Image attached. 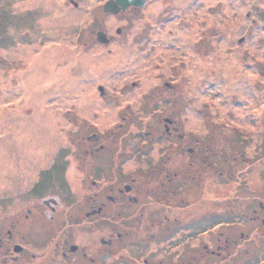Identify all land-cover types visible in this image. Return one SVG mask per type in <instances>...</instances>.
<instances>
[{"label":"rangeland","instance_id":"1","mask_svg":"<svg viewBox=\"0 0 264 264\" xmlns=\"http://www.w3.org/2000/svg\"><path fill=\"white\" fill-rule=\"evenodd\" d=\"M107 1L0 0V195H98L102 132L110 152L137 144L116 185L137 181L146 194L137 207L151 193L162 205L177 182L185 204L199 205L204 186L226 194L245 165L242 195H264V0H147L117 14L103 11ZM122 108L127 121L115 114ZM163 118L178 123L185 146L170 145ZM195 137L205 163L186 152ZM131 207L110 211L130 217ZM226 208L203 203L195 214ZM109 221L100 239L110 238ZM128 226L111 249L100 244V254L115 252L104 264H144L156 248L150 264H177L143 242L139 222Z\"/></svg>","mask_w":264,"mask_h":264},{"label":"flooded vegetation","instance_id":"2","mask_svg":"<svg viewBox=\"0 0 264 264\" xmlns=\"http://www.w3.org/2000/svg\"><path fill=\"white\" fill-rule=\"evenodd\" d=\"M100 39L105 40V37ZM127 107L124 105V108ZM124 108L115 112L118 118L120 115L122 117ZM121 120L127 121L128 118L123 116ZM162 120L166 122L164 135L170 145L177 140L175 144L183 143L185 146L187 137L178 123L175 125L176 122L170 118ZM205 123H199L197 130L203 129L200 125ZM119 126L122 124L112 126L114 128L110 132H115ZM104 136L105 133H100V145L97 148L100 156L98 195L86 198L74 195L70 190L66 195H0V264H104L111 259L110 253L114 256L115 252L111 250L100 254V244L111 249L115 241L130 235L126 227L129 225V229H132L133 222L142 225V230L145 231L143 235L147 239L143 242L146 245L155 243L163 250L172 251L177 256V264H264V195H242L240 188L244 183L238 181L249 172L248 165L243 167L246 168L245 171L241 168L234 172L236 185L230 186L224 195V191L217 188L212 195H206L210 189L204 186L205 195H200L196 200L199 205L189 202L185 204L183 186L177 182L176 186L170 187L173 189L171 195H168L162 205L155 200L156 193H151L150 197L148 195L150 201L137 207L143 203L140 195L146 194L140 192L141 186L137 185L135 179L124 182L123 187H116L121 181L118 174L125 172L123 164L136 155L137 144L128 140L129 148L131 147L128 151L116 152L120 149L118 148L110 152L111 147L107 149L108 141L103 142ZM193 140L196 141L195 146L188 148L186 152L198 150V158L207 162L209 157L205 159L201 155L202 150L206 151L200 146L201 139L195 137ZM227 148L229 152L230 149L233 151L231 143ZM227 150L222 152L220 149V153L214 154L217 156L222 153L221 163L224 166L230 161L225 159ZM106 153L108 154L105 155ZM125 153H128L129 158L120 159ZM211 156L213 155L210 153V158ZM106 166H110L109 170L112 169L110 175H105ZM168 177H171L169 173L163 176L164 179ZM111 183L114 184L107 195L105 192ZM233 186L235 190L231 191ZM203 203L227 208L224 214L216 211L209 215H196V208H200ZM115 205H122L130 211L132 205L136 207L130 217H127L126 212H119L118 215L115 209L111 212L110 207ZM155 207L159 210H155ZM102 217L110 219L109 222L114 221L108 240L100 239V231H103L104 226L100 225ZM121 218L124 221L119 222ZM138 235L143 238L142 234ZM202 237L211 239L207 242ZM137 242L143 243L138 238ZM158 252V248L152 252L149 250L148 258L143 260L144 264L153 262L152 255L156 256ZM212 258L216 260L212 261Z\"/></svg>","mask_w":264,"mask_h":264},{"label":"water","instance_id":"3","mask_svg":"<svg viewBox=\"0 0 264 264\" xmlns=\"http://www.w3.org/2000/svg\"><path fill=\"white\" fill-rule=\"evenodd\" d=\"M145 3L146 0H108L103 6V11L105 13L117 14L121 11H127L129 7H143ZM98 37L100 40V37H104V34L100 32Z\"/></svg>","mask_w":264,"mask_h":264},{"label":"bare ground","instance_id":"4","mask_svg":"<svg viewBox=\"0 0 264 264\" xmlns=\"http://www.w3.org/2000/svg\"><path fill=\"white\" fill-rule=\"evenodd\" d=\"M114 59V58H113ZM99 65V64H98Z\"/></svg>","mask_w":264,"mask_h":264}]
</instances>
